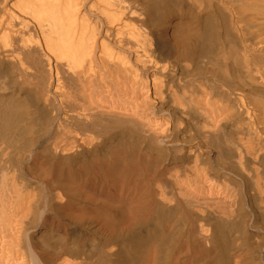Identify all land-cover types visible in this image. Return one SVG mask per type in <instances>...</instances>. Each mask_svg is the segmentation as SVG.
<instances>
[{"label":"bare ground","instance_id":"bare-ground-1","mask_svg":"<svg viewBox=\"0 0 264 264\" xmlns=\"http://www.w3.org/2000/svg\"><path fill=\"white\" fill-rule=\"evenodd\" d=\"M0 264H264V0H0Z\"/></svg>","mask_w":264,"mask_h":264},{"label":"rangeland","instance_id":"rangeland-1","mask_svg":"<svg viewBox=\"0 0 264 264\" xmlns=\"http://www.w3.org/2000/svg\"><path fill=\"white\" fill-rule=\"evenodd\" d=\"M32 113H35V108H31Z\"/></svg>","mask_w":264,"mask_h":264}]
</instances>
